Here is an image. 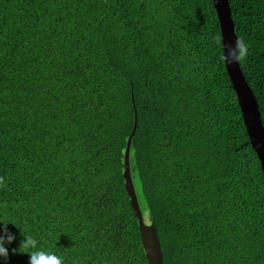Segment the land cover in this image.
Masks as SVG:
<instances>
[{"label":"trees","instance_id":"16d2710c","mask_svg":"<svg viewBox=\"0 0 264 264\" xmlns=\"http://www.w3.org/2000/svg\"><path fill=\"white\" fill-rule=\"evenodd\" d=\"M229 1L264 125V0ZM222 52L213 0H0V217L65 264H148L123 177L136 109L164 264H264V174Z\"/></svg>","mask_w":264,"mask_h":264},{"label":"water","instance_id":"95a60500","mask_svg":"<svg viewBox=\"0 0 264 264\" xmlns=\"http://www.w3.org/2000/svg\"><path fill=\"white\" fill-rule=\"evenodd\" d=\"M213 4L220 23L223 52L226 49L227 54V48L229 46L231 48H235L238 40L230 1L213 0ZM225 66L231 80L233 90L238 98L244 125L249 136V142L258 156L262 172L264 174V125L258 101L246 80L240 63H225ZM134 111V126L128 138L124 154L123 177L125 180V189L130 198V205L134 211V215L138 220L141 243L145 251L148 264H164V256L156 223L155 221H151L149 223L145 219L140 207L132 175L131 149L138 126L137 111L136 109Z\"/></svg>","mask_w":264,"mask_h":264},{"label":"clouds","instance_id":"9594fccd","mask_svg":"<svg viewBox=\"0 0 264 264\" xmlns=\"http://www.w3.org/2000/svg\"><path fill=\"white\" fill-rule=\"evenodd\" d=\"M248 55V47L241 40H237L236 47L230 46L221 54L222 62L241 63ZM14 226L20 230L19 246H11L17 242V235L9 226ZM12 254H26L29 256V264H65L64 258L56 254L51 249H44L39 240L30 234L26 228L18 226V222L11 216L0 217V264H7L10 259L9 249Z\"/></svg>","mask_w":264,"mask_h":264}]
</instances>
